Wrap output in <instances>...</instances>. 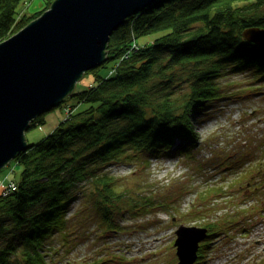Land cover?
<instances>
[{
    "label": "trees",
    "instance_id": "obj_1",
    "mask_svg": "<svg viewBox=\"0 0 264 264\" xmlns=\"http://www.w3.org/2000/svg\"><path fill=\"white\" fill-rule=\"evenodd\" d=\"M21 1L0 0V42L53 0L30 16L18 11ZM247 29H264V0H156L127 17L111 33L104 63L90 69L97 73L110 65L108 73L72 92L85 107L66 114L42 141L27 144L13 159L22 171L14 179L16 189L0 193V264H50L43 247L57 231L76 237L65 238L74 245L83 233L65 214L85 184L90 188L86 199L106 231H121V212L144 215L156 206L175 211L172 204L183 191L176 198L171 193L158 197L154 189L163 185L151 184L135 197L117 189L108 167L139 161L146 170L150 158L179 154L196 159L194 118L225 98L218 79L228 71L247 72L264 83V46L245 39ZM145 36L150 41L140 44ZM48 111L32 119L28 129L43 124ZM241 163L239 158L226 164ZM202 164L194 166L198 173ZM196 193L199 201L215 199V204L226 191L205 182ZM222 221L204 225L207 240L193 264L203 263L210 237L227 232ZM113 257L125 264V257Z\"/></svg>",
    "mask_w": 264,
    "mask_h": 264
},
{
    "label": "rangeland",
    "instance_id": "obj_2",
    "mask_svg": "<svg viewBox=\"0 0 264 264\" xmlns=\"http://www.w3.org/2000/svg\"><path fill=\"white\" fill-rule=\"evenodd\" d=\"M44 1L22 0L18 11L30 16L43 8ZM138 41L142 44L150 40L145 36ZM109 67L100 68L97 73L85 71L73 92L88 88L95 83L97 75L108 73ZM218 81L226 93L225 98L217 99L207 112L196 114L194 118L199 139L196 159L179 154L150 158L152 161L146 170L139 161L108 167L117 177V189L133 196L150 189L147 185L151 184L163 185V188L154 189L158 197L171 193V197L176 198L183 191L172 204L174 213H165L156 206L155 213L150 215L155 224L144 225L142 214L121 212L123 217H117L121 219V231H106L98 212L86 199L90 188L85 184L65 214L69 224L83 236L71 245L65 238L72 241L76 237L64 235L63 230L52 234L43 247L50 264H122L121 259L113 257L114 254L125 257V264H177L172 244L177 225L203 227L207 222L219 220H223L222 226L228 228L227 232L218 231L210 237L211 243L202 264H264V83L251 73L232 71L226 72ZM85 105L78 103L76 95L65 97L60 105L45 114L43 124L24 132L27 144L38 143L51 133L66 117L64 106L75 112ZM239 158L243 163L233 168L227 166L226 163L237 162ZM200 163L215 168L198 173L194 166ZM21 171L22 165L11 160L0 169V180H18ZM245 171H248L247 176L241 178ZM207 178L223 184L226 191L215 204V199L199 201L196 193ZM236 178H241L242 182ZM84 222L85 226L81 225ZM171 229L173 233L169 232ZM111 258L114 261L110 262Z\"/></svg>",
    "mask_w": 264,
    "mask_h": 264
},
{
    "label": "water",
    "instance_id": "obj_3",
    "mask_svg": "<svg viewBox=\"0 0 264 264\" xmlns=\"http://www.w3.org/2000/svg\"><path fill=\"white\" fill-rule=\"evenodd\" d=\"M156 0H53L0 42V169L27 148L24 132L38 115L71 96L82 74L104 63L111 33ZM243 36L264 46V29ZM177 264H193L207 227L179 224Z\"/></svg>",
    "mask_w": 264,
    "mask_h": 264
},
{
    "label": "built area",
    "instance_id": "obj_4",
    "mask_svg": "<svg viewBox=\"0 0 264 264\" xmlns=\"http://www.w3.org/2000/svg\"><path fill=\"white\" fill-rule=\"evenodd\" d=\"M64 110H65V113L68 115L71 113L72 111V108L68 107V106H64ZM213 154V151L212 153ZM211 156V155H210ZM154 158V157H153ZM158 158V157H157ZM152 159V158H151ZM150 159V163H151V160ZM215 168L214 165H207V166H204V164L201 165V169L202 171L203 170H208V171H211ZM172 177L169 178V180L171 179ZM237 179V178H236ZM234 179V181L236 180ZM169 180L167 181V183L169 182ZM205 182H209V183H215L214 181L211 180V178H207L205 179V181H202L201 182V185H203ZM217 185H221L223 187V184H219V183H216ZM17 187V182L13 179H8V180H0V193L2 195H6L8 192L12 191V190H15ZM224 188V187H223ZM165 213H168V214H172L174 213V211L170 210L169 212L167 211H164ZM155 213V212H154ZM152 213H148L147 215H143L142 218H144V225H151V224H155V221H154V218L151 217ZM167 220H170V217H168ZM121 221V219H120ZM256 223H259V222H256ZM255 223V224H256ZM168 224V223H167ZM188 226H197L196 224H189ZM169 232L173 233L174 231L171 229ZM60 248V247H59Z\"/></svg>",
    "mask_w": 264,
    "mask_h": 264
},
{
    "label": "crops",
    "instance_id": "obj_5",
    "mask_svg": "<svg viewBox=\"0 0 264 264\" xmlns=\"http://www.w3.org/2000/svg\"><path fill=\"white\" fill-rule=\"evenodd\" d=\"M4 179V178H3ZM16 180V179H15Z\"/></svg>",
    "mask_w": 264,
    "mask_h": 264
}]
</instances>
